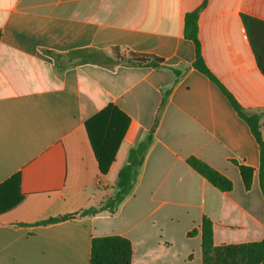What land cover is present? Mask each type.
Returning a JSON list of instances; mask_svg holds the SVG:
<instances>
[{
	"label": "crops",
	"instance_id": "crops-1",
	"mask_svg": "<svg viewBox=\"0 0 264 264\" xmlns=\"http://www.w3.org/2000/svg\"><path fill=\"white\" fill-rule=\"evenodd\" d=\"M203 3L206 64L259 115L264 139V73L243 20H264V0H0V264H90L93 238L107 235L131 241V264H203L204 216L215 245L264 238L259 142L223 90L194 66L196 47L184 33L186 14ZM114 47L125 56L155 55L162 65L59 69L47 53L94 48L113 55ZM173 68L184 69L177 76ZM110 104L129 123L102 173L86 123ZM157 118L133 192L117 212L42 223L113 194L130 149ZM190 156L230 178L233 189L211 184ZM236 162L254 169L248 190Z\"/></svg>",
	"mask_w": 264,
	"mask_h": 264
},
{
	"label": "trees",
	"instance_id": "trees-1",
	"mask_svg": "<svg viewBox=\"0 0 264 264\" xmlns=\"http://www.w3.org/2000/svg\"><path fill=\"white\" fill-rule=\"evenodd\" d=\"M202 7H204V3L195 10L188 12L185 17V36L192 40L196 47L194 66L201 72L207 74L223 90L237 112L251 126L260 145L261 165L259 179L264 195V139L260 118L258 114L247 111L206 64L199 37V14ZM243 20L251 38L258 66L264 73V20L247 14H243ZM47 53L55 59L59 69L81 63L111 65L125 62L131 65L161 66L163 62L161 58L151 54L130 52L125 56L121 54L120 49L117 47L113 48V55H108L104 51L94 48L76 49L66 54H57L52 51H47ZM183 69L173 68L177 76L183 72ZM165 102L166 95L160 110L163 109ZM128 123L129 118L113 104L108 105L87 121L86 128L99 162V169L102 173L108 171L111 162L114 160L117 146L125 135ZM157 123L158 118L151 130L130 149L127 161L118 173L113 194L107 196L98 206L50 218L42 223H52L77 215H91L103 211H108L109 213L117 212L125 199L133 192L146 154L154 142ZM187 162L218 189L222 191H230L233 189V181L230 178L210 166L201 158L190 156ZM236 164L239 166L245 188L247 190L250 189L253 182L254 169L245 164H239L237 162ZM201 230L203 264H264V238L260 241L215 245L213 222L206 216L202 219ZM194 233L195 230L189 232V234ZM132 255V243L124 236L107 235L94 237L92 240L90 264H131Z\"/></svg>",
	"mask_w": 264,
	"mask_h": 264
}]
</instances>
